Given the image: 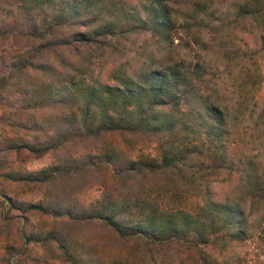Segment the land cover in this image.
Masks as SVG:
<instances>
[{"label":"trees","instance_id":"trees-1","mask_svg":"<svg viewBox=\"0 0 264 264\" xmlns=\"http://www.w3.org/2000/svg\"><path fill=\"white\" fill-rule=\"evenodd\" d=\"M12 1L9 17H0V43L9 40L19 49L8 57L0 55V101H19L20 117L4 119L17 133L0 147V169L8 155L52 152L55 160L36 170L7 167L0 180L37 187L76 174L80 187L101 184L99 197L87 203L52 194L31 202L1 189L0 202L21 215L25 241L51 239L68 264L87 263L69 249L65 235L26 229L33 212L99 222L118 237L152 244L181 239L196 246L212 237L211 243L222 242L220 252L227 238H241L248 211L264 199V174L248 159L242 194L229 200L213 198L207 179L195 174L206 150L209 167L218 170L228 133L218 97L201 93L194 84V78L204 80L203 63L191 68L173 58H143L132 68L126 59L116 62L141 35L152 34L162 42L180 31L187 40L204 44L201 28L207 23L202 25L197 17L207 7L205 1L190 0L179 18L173 17L170 0H143L121 18L103 13H111L103 0ZM232 11L234 20L248 19L262 29L264 40V0H237ZM210 30L213 41L218 29ZM105 59L111 66L101 79L95 67ZM108 137L144 140L153 144L154 152L132 156L107 145ZM167 172L181 174L188 192L199 197L194 212L158 209L142 196L147 178ZM194 250L202 264H217L216 254Z\"/></svg>","mask_w":264,"mask_h":264},{"label":"rangeland","instance_id":"rangeland-1","mask_svg":"<svg viewBox=\"0 0 264 264\" xmlns=\"http://www.w3.org/2000/svg\"><path fill=\"white\" fill-rule=\"evenodd\" d=\"M142 1L103 0L112 14L105 10L103 13L111 17L121 14L117 16L121 18L122 15L128 14L127 11L141 7ZM173 1L170 0L173 5V17L179 18L183 11L189 9L190 0ZM204 1L207 7L202 15L198 13L197 17L202 25L207 23L201 28L204 44L187 40L179 30L171 40L162 42L152 34L141 35L116 62L126 59L132 68L140 66L143 58H173L191 68H194L195 63L197 67L203 63L207 71L201 78L204 80L194 78V84L201 93L212 97L215 94L218 97V103L226 113L228 133L222 151L223 162L218 170L214 171L209 167L211 161L205 154L206 150L201 155L203 165L198 166L195 174L204 175L209 182L213 198L236 199L243 191L244 168L248 159L258 172L264 174V40L260 37L262 29L255 27L248 19H233L232 10L237 0ZM14 6L12 0H0V17H9L7 8ZM210 27L218 29L213 33V41L208 38L211 34ZM18 49L19 47L9 40L0 43V55L4 57L12 55ZM109 61L110 59H105L100 67H95L101 79L106 78L110 69ZM12 98L0 101V147L7 138L17 133L14 127L4 120L20 117L17 114L19 101L13 99L12 104ZM184 107L188 108L189 105ZM21 132L18 133L24 134ZM127 141L117 137L106 139L107 145L126 149L132 156L139 153L151 155L154 152L152 143L144 140ZM127 143L129 146L125 147ZM3 153L0 149V155ZM19 155L4 156V167L0 169V173L7 167L36 170L55 160L52 152L39 156ZM191 160L195 161L194 158ZM189 168L187 167V170ZM99 177L101 176H96L95 179ZM106 180L110 182L109 179ZM80 182L76 174L52 178L46 185L37 187L0 180V190L31 202L41 201L51 194L60 200L75 197L82 203L99 197L100 183L93 182L80 187ZM146 185L148 189H144L141 194L158 209L182 208L189 212L197 209L200 199L195 193L188 192L181 174L158 173L147 178ZM0 199H3L1 194ZM247 203L246 201L245 204ZM28 215L24 226L26 229L38 232L51 229L52 232L65 235L69 241V249L75 256L81 255V259L87 261L86 264H202L194 250L195 247L202 252L211 251L216 254L217 264H264V199L248 211L243 236L227 238L220 252L217 251L222 242L211 243L212 237L206 244L198 243L196 246L181 239L152 244L136 237H118L99 222H74L62 216L39 212ZM22 224L20 213L7 208L5 202H0V264H68L57 249L55 241H25Z\"/></svg>","mask_w":264,"mask_h":264}]
</instances>
